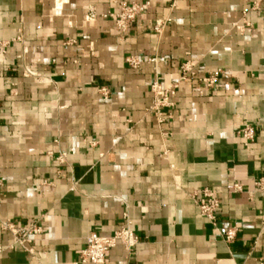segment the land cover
Here are the masks:
<instances>
[{
  "label": "crops",
  "instance_id": "obj_1",
  "mask_svg": "<svg viewBox=\"0 0 264 264\" xmlns=\"http://www.w3.org/2000/svg\"><path fill=\"white\" fill-rule=\"evenodd\" d=\"M123 1L151 7L121 35L102 15ZM129 55L145 62L132 69ZM188 61L199 76L222 69L219 85L183 81L160 127L150 86ZM263 173L264 0H0V264H75L91 232L112 235L125 215L140 242L103 264H264V193H249ZM204 187L218 191L217 226L190 197ZM42 215L34 253L11 248L1 223Z\"/></svg>",
  "mask_w": 264,
  "mask_h": 264
},
{
  "label": "built area",
  "instance_id": "obj_2",
  "mask_svg": "<svg viewBox=\"0 0 264 264\" xmlns=\"http://www.w3.org/2000/svg\"><path fill=\"white\" fill-rule=\"evenodd\" d=\"M151 7V2H126L120 3V9L116 13L108 12L102 15L104 18H111L119 34H125L130 30L131 24L136 18L145 13ZM97 18V13L91 10L86 15L87 21H93ZM165 21H158L155 25V31L162 33L165 28ZM250 23L244 21L243 25H239V29L245 30ZM149 63L156 64L157 58L151 57L146 60ZM145 62L138 55H129L126 57V63L132 69H138ZM222 69H216L204 76H199L196 71V65L192 62H185L181 65V76L175 82L165 85L160 76L157 74L153 80L150 91L153 96V102L150 109L154 112L158 125L161 127L173 117L172 109L175 107V96L183 81L190 78L196 79L203 89H213L219 85ZM103 94L107 97L108 91L102 88ZM166 136L168 133L163 132ZM238 134L243 138L244 145L249 146L256 139V128L252 124H244L240 127ZM68 152L64 151L57 156V161L64 163ZM1 185V182H0ZM230 191L234 194L245 192V188L240 183H234L230 187ZM255 192L264 193V173L254 180V191H249L250 195ZM191 199L199 209L201 215L207 218L214 226L218 225V214L221 207V200L218 191L212 187H204L194 190L190 194ZM2 229L9 231L13 236V244L11 248L20 246L23 249L34 253L33 249L28 245L34 241L35 236L44 232V215L28 224H19L14 220H7L1 223ZM238 226L231 225L221 232L224 241L230 245L237 236ZM86 247L80 252L79 259L75 264H103L106 261L109 251L117 244H122L129 252L139 244L140 238L132 228V223L127 215H125V224L109 236H102L97 232H91L86 238ZM0 250H2L0 248Z\"/></svg>",
  "mask_w": 264,
  "mask_h": 264
},
{
  "label": "bare ground",
  "instance_id": "obj_3",
  "mask_svg": "<svg viewBox=\"0 0 264 264\" xmlns=\"http://www.w3.org/2000/svg\"><path fill=\"white\" fill-rule=\"evenodd\" d=\"M88 22H93V21H88Z\"/></svg>",
  "mask_w": 264,
  "mask_h": 264
},
{
  "label": "rangeland",
  "instance_id": "obj_4",
  "mask_svg": "<svg viewBox=\"0 0 264 264\" xmlns=\"http://www.w3.org/2000/svg\"><path fill=\"white\" fill-rule=\"evenodd\" d=\"M241 25H243V24H241Z\"/></svg>",
  "mask_w": 264,
  "mask_h": 264
}]
</instances>
